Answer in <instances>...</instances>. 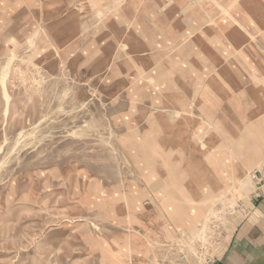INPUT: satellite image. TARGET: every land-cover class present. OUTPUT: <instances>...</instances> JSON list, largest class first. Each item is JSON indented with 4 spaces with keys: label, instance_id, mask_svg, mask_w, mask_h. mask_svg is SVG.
<instances>
[{
    "label": "rangeland",
    "instance_id": "1",
    "mask_svg": "<svg viewBox=\"0 0 264 264\" xmlns=\"http://www.w3.org/2000/svg\"><path fill=\"white\" fill-rule=\"evenodd\" d=\"M233 6L0 0V264L225 252L264 198V15Z\"/></svg>",
    "mask_w": 264,
    "mask_h": 264
},
{
    "label": "crops",
    "instance_id": "2",
    "mask_svg": "<svg viewBox=\"0 0 264 264\" xmlns=\"http://www.w3.org/2000/svg\"><path fill=\"white\" fill-rule=\"evenodd\" d=\"M254 204L250 216L234 228L215 264H264V198Z\"/></svg>",
    "mask_w": 264,
    "mask_h": 264
},
{
    "label": "bare ground",
    "instance_id": "3",
    "mask_svg": "<svg viewBox=\"0 0 264 264\" xmlns=\"http://www.w3.org/2000/svg\"><path fill=\"white\" fill-rule=\"evenodd\" d=\"M225 2H228L230 4V6L231 5L232 6L234 5L233 7H235V9L237 10V12L234 13V16H233V19L235 21L238 22V20H240L244 24H250L252 26L250 28L251 31H256L258 29L259 17L257 16V11H261L262 14L264 15V0H225ZM191 33H194V32L192 31ZM260 38H261V40L264 41V35H261ZM201 95H202V93H201ZM182 145H184V144H182ZM16 146H17V143H16ZM155 151H157V149ZM196 153H198V152H196ZM178 154H179V152H178ZM171 155H174V152L173 151H172V153L167 154V157H170ZM205 157L206 158H205L204 164L203 165L200 164L202 166L199 165L198 167H200V169H204L205 172H207L208 174L210 173L211 176H214L212 174V172L215 170V168L216 169L218 167L219 168H225L227 166L226 160L229 161V158L227 157V153L224 152V151H222V150H218V151L213 152L212 150L209 149V150H207V153L205 154ZM256 157H257V151H255V149H254V150H252L250 152L245 153V155H244L243 158H244L245 162L247 163V162L253 161V159H255ZM179 159H180V157H179ZM176 161H177V159H176ZM179 163H181V162H179ZM177 165H175V167ZM207 169H213V170L211 172L210 170H207ZM199 172H201V171H199ZM243 173H244V171H243ZM239 174L240 173L238 171V172L230 173V177L229 178H227L225 176L216 177L217 178V183L220 185V188H222V190H223V189L227 188L228 186H231V183L232 182L235 183L238 180ZM213 194H216V193L214 192V193H212V195ZM205 195L208 196V195H211V194H206L205 193L204 196H203V201H204L203 202V205H197V206H195V208L200 209L202 207H205L204 204L207 203L206 202V199H205V198H207V196H205ZM195 208H194V210H195Z\"/></svg>",
    "mask_w": 264,
    "mask_h": 264
},
{
    "label": "built area",
    "instance_id": "4",
    "mask_svg": "<svg viewBox=\"0 0 264 264\" xmlns=\"http://www.w3.org/2000/svg\"><path fill=\"white\" fill-rule=\"evenodd\" d=\"M223 254L224 252L221 253L220 257L213 260V254H212L211 249H203L201 250V253H200V257H202L201 264H215L223 256ZM177 260H178V264H183V262L186 261L185 256L181 254L179 255Z\"/></svg>",
    "mask_w": 264,
    "mask_h": 264
}]
</instances>
